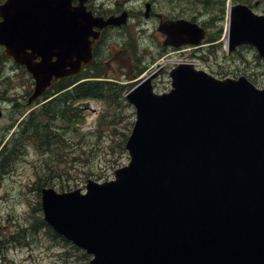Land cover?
Wrapping results in <instances>:
<instances>
[{
    "label": "water",
    "instance_id": "1",
    "mask_svg": "<svg viewBox=\"0 0 264 264\" xmlns=\"http://www.w3.org/2000/svg\"><path fill=\"white\" fill-rule=\"evenodd\" d=\"M71 1L0 5V42L36 78L30 102L54 76L91 60L87 38L100 19L85 0L77 7ZM161 29L175 45L206 36L185 18L166 20ZM242 44L264 58V14L237 2L230 8V50ZM170 75L169 91L154 90V75L129 85L137 113L129 164L111 180L89 179L86 192L44 187V219L92 254L89 264H264V88L192 63Z\"/></svg>",
    "mask_w": 264,
    "mask_h": 264
},
{
    "label": "rangeland",
    "instance_id": "2",
    "mask_svg": "<svg viewBox=\"0 0 264 264\" xmlns=\"http://www.w3.org/2000/svg\"><path fill=\"white\" fill-rule=\"evenodd\" d=\"M152 1L155 3L156 10H163L168 15L181 14V16L187 18L195 17L200 22H207L208 19L212 21L214 18V25L210 24V33L220 31V37L214 48L215 53H212L209 57L208 46L205 44L206 52H203V55L208 56V62L192 56L193 47L171 51L162 56L167 51L163 53L160 43L157 42L160 33L154 30V26L156 22L159 23V20L153 18L146 23L147 29H141V26L133 23V27L114 36V40L117 39L115 42L104 46L101 62L96 67L97 69L101 68L99 71L101 77L125 79L122 76L124 73L130 72L129 66H137L136 69H141L147 63L155 64L157 59L166 63L165 68L172 67L180 60H192L195 63L197 62V66L207 68L220 75L237 76L243 73L247 74L257 84L264 86V60L256 54L257 51L254 47H243L240 52L228 53L226 35L224 34L228 0L226 5L222 4V0H216L218 2L214 3L212 1L210 6L201 4L199 0ZM255 1H251L254 3V8L257 12L263 13L264 0H257V4ZM114 2L115 0L108 2V4L114 7ZM142 3L143 0L128 1L129 6H134L137 10L144 9ZM224 10L225 13H223ZM130 31L139 40L132 38ZM122 35L126 36V40L123 39ZM128 39L131 44L125 43ZM132 51L136 55L134 58L131 56ZM153 66L155 67V65L151 67ZM0 75H2L1 79H4L7 75L11 77V84H7L6 81L3 84L4 88L9 87V93L20 101H28L30 91L34 85L27 75H23L20 67L12 61L3 62L0 64ZM90 75L92 76L89 79L97 77L93 71L90 72ZM156 84L159 90L169 86V74L166 73ZM7 99L4 96L0 100L6 115L0 119V130L4 129L12 118L15 119L21 116L14 111L13 105L6 101ZM40 104L38 103L34 107L38 108L37 106H40ZM102 107V103L95 100L91 101L89 109L85 111L75 109V111H81L80 118L86 113L87 120L93 119L92 122L87 123L86 118H83L84 123L81 125L83 134L81 136L74 134L76 142H71L76 144V150L69 153L71 146L66 149L67 154H69L66 156L64 152L65 162L56 161L51 156L52 152L42 154L34 147H29L25 155L20 154L16 157L11 156L9 150L4 152L1 159L7 163L0 176V264H88L90 256L84 250L74 246L69 240L51 235L43 224H37L35 216H42L43 213L40 210L38 212L34 207L38 205L40 200V194H38V185L41 182L40 176L46 175L45 185L54 186L60 191L70 190L85 187L89 178L96 180L109 179L114 176L115 168L129 162V153L122 150L119 142L122 136L118 133L113 134V131L115 133V130L121 129L129 132L131 122L135 120L134 107L127 100H124L118 112L112 114L106 120L110 122L113 120V116L118 114L116 119H120V122L112 126L108 125L109 127L104 128L103 136H100V133L96 130V117H98ZM93 130L94 132H92ZM74 156L77 157L73 159ZM34 223L37 225L32 226ZM23 228H26V231H24L25 242L20 235ZM4 245L8 246L9 249Z\"/></svg>",
    "mask_w": 264,
    "mask_h": 264
},
{
    "label": "trees",
    "instance_id": "3",
    "mask_svg": "<svg viewBox=\"0 0 264 264\" xmlns=\"http://www.w3.org/2000/svg\"><path fill=\"white\" fill-rule=\"evenodd\" d=\"M199 1L201 2V4L203 3L206 6H210L212 1L214 3L218 2L216 0ZM244 1L251 2L253 0ZM222 4H225V0H222ZM211 24L214 25V18L211 21ZM219 36L220 31L218 30L215 33H212V36L210 37L218 38ZM238 52H240V50H238ZM5 60H8V58L0 50V64H2ZM22 73L24 76L27 75L24 69L22 70ZM10 78L11 77L7 75L4 79L0 80V98L4 96L7 97L8 100L11 101V104L14 107V111L16 113L21 114L29 105L27 104V101H20L14 95L9 93L10 89L8 86L6 88L3 87L5 81L7 82V84H11ZM71 83L72 81L65 79L55 81L52 86L48 89L47 96L54 95L55 93L60 92L59 95L42 104L39 108L30 112L27 118H24L21 121L20 129L22 130L19 133V136H17L16 134L11 140V144L13 146L12 149H14L11 153V156L12 154H16V151L21 150L22 146H24L25 144L24 142L22 143V141L28 139L30 143L32 142V144L37 145V147L42 152H52L51 156H53L56 161L65 162L64 152L67 156L69 153L75 152L76 150V144L71 142H76V136H74V134H78L79 136L83 134V132L76 127V123L79 120H82L83 117L80 118L81 111H75L76 107L74 106L75 101L81 98H98L102 99L105 102L106 108L103 111L101 118L99 119V126L97 128V131L100 133V136H103L104 128L115 125L120 122V119H116L118 114H115L113 116L112 121L107 122L106 120L109 116L118 112L123 101L126 100L123 97V91L125 88L124 85L112 81L104 82L99 80H91L80 83L73 90L61 92L66 89V87H68ZM57 120L61 121V123L63 124L62 127L56 125ZM116 133L122 136V139L119 142L121 144L122 150H125V141L128 137V132L121 129H117L115 130V133L113 131V134ZM34 134L37 137H34ZM70 146L71 150L67 154L66 149ZM75 158L76 157H74L73 159ZM6 163L7 162L1 159L0 156V174L1 171L4 169ZM39 178L41 179V182H39L38 185V194H40V188L45 185L44 179L46 178V175L40 176ZM34 209L38 212L39 210L41 211L40 200L38 202V205L34 207ZM35 218L37 224L41 223L45 227H47L48 233L55 237H60L56 232L51 229V227H49L44 222L41 215H39L38 217L35 216ZM37 224L34 223L32 224V226H35ZM24 231H26V228H23V231L20 233V235L23 237L25 242L26 236L24 234Z\"/></svg>",
    "mask_w": 264,
    "mask_h": 264
},
{
    "label": "flooded vegetation",
    "instance_id": "4",
    "mask_svg": "<svg viewBox=\"0 0 264 264\" xmlns=\"http://www.w3.org/2000/svg\"><path fill=\"white\" fill-rule=\"evenodd\" d=\"M4 0H0L2 2ZM113 0H87L86 5L87 7L94 13L95 16H100L104 18H108L110 16H121L124 14V12H128L127 15V22L120 24V25H114V24H108L103 27L95 26V31L100 32V36L95 40L94 48L96 51L102 47L111 44L115 42L117 39L114 40V36H117L125 31H127L129 28L133 27L132 24H138L141 26V29H147L146 23L151 21L153 18H156L159 20V23L156 22L154 26V30L160 34H163L159 30V24L161 20L167 19V18H174L181 16V14L176 15H168L163 10H156L155 9V3L151 0H143L142 5L144 4L143 10H137L134 6H129L128 1L129 0H115L114 7H111L108 2H112ZM74 5L79 3V0H73ZM152 3V9H150L149 14H147V4ZM108 7V8H107ZM121 36V35H120ZM119 36V37H120ZM163 40L161 41L162 47H168L173 48L171 45H164Z\"/></svg>",
    "mask_w": 264,
    "mask_h": 264
},
{
    "label": "bare ground",
    "instance_id": "5",
    "mask_svg": "<svg viewBox=\"0 0 264 264\" xmlns=\"http://www.w3.org/2000/svg\"><path fill=\"white\" fill-rule=\"evenodd\" d=\"M228 26V25H227Z\"/></svg>",
    "mask_w": 264,
    "mask_h": 264
}]
</instances>
